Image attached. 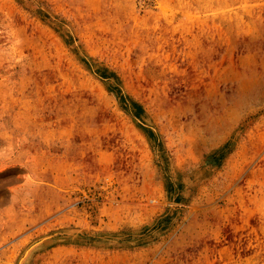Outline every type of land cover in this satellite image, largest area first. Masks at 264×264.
Wrapping results in <instances>:
<instances>
[{"label": "rangeland", "instance_id": "374dc122", "mask_svg": "<svg viewBox=\"0 0 264 264\" xmlns=\"http://www.w3.org/2000/svg\"><path fill=\"white\" fill-rule=\"evenodd\" d=\"M0 207L14 264H264V0H0Z\"/></svg>", "mask_w": 264, "mask_h": 264}, {"label": "crops", "instance_id": "0c3cea01", "mask_svg": "<svg viewBox=\"0 0 264 264\" xmlns=\"http://www.w3.org/2000/svg\"><path fill=\"white\" fill-rule=\"evenodd\" d=\"M4 143L8 144V140L6 139ZM15 191H17V188L11 189V193H14ZM7 212L8 207H0V219H3V215H5ZM5 225L6 224L0 226V264H14L13 247L10 246V243L8 242L10 241L9 234L8 231H6L7 228L4 227ZM4 228L6 229L5 231Z\"/></svg>", "mask_w": 264, "mask_h": 264}, {"label": "bare ground", "instance_id": "6f19581e", "mask_svg": "<svg viewBox=\"0 0 264 264\" xmlns=\"http://www.w3.org/2000/svg\"><path fill=\"white\" fill-rule=\"evenodd\" d=\"M56 235V234H55ZM34 244H36L35 242H33L30 246L31 247H28L27 249H25V253H23V255L22 256H24L23 257V259H20L21 261H20V263L19 264H27V262H28V260L30 259V257H31V255H32V252H31V250H30V248H32V245H34Z\"/></svg>", "mask_w": 264, "mask_h": 264}]
</instances>
